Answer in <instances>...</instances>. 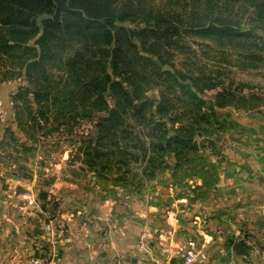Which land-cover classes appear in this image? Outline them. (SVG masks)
Instances as JSON below:
<instances>
[{
  "label": "rangeland",
  "instance_id": "obj_1",
  "mask_svg": "<svg viewBox=\"0 0 264 264\" xmlns=\"http://www.w3.org/2000/svg\"><path fill=\"white\" fill-rule=\"evenodd\" d=\"M147 1L163 7L177 3L179 8H192L196 0H173L171 5L167 2L170 0ZM200 4H207L214 13L222 12L240 26L254 29L264 38V14L258 12L259 9L245 5L241 0H198V6ZM191 40L187 43L189 47H186L184 54L175 55L172 63L176 68L173 67V72H188L191 67L196 70L199 68L218 78L227 90H234L239 97L244 96L245 99L238 104L217 107L216 114L221 123L213 126L200 125L202 130L206 129L203 132L208 136L206 140L202 141V137L196 135L194 138L198 142L195 145H180L177 151L181 152V165H176L178 158L176 159L175 152L170 149L153 150L150 146V142L157 140V136L161 134L153 129L155 124L167 121L166 128L171 133L182 124L187 126L190 122L188 117L180 116L184 108L171 110L166 117L157 112L152 113L156 107L153 106V101L158 103L164 100V96L173 97V93H168V85L163 84L165 78L173 80L171 76L164 74L162 78H158L153 75V83L146 86L145 93L150 98L148 101L152 102L151 106L139 114L138 121L125 118L124 127L133 132L128 140L134 139L136 135L140 144H143V140L146 152L140 146L130 147L131 143L136 142L134 140H130L127 147L122 138L118 149L112 143L113 140L108 137L100 138L94 121L91 117H85L84 110L86 106H90L89 101L79 104L75 100L80 106L73 112V108L69 111L72 101L63 96L62 102L58 104L66 108L64 116L48 113V119L40 116L36 121L32 119L30 111L36 112L40 108L34 94L38 88L41 89V83L36 85L24 76L11 77L20 69L14 67L12 58L0 54V169L4 171L0 176L6 181L5 189L11 196L29 188L38 193L42 210L27 208L22 212L40 216L39 230L43 238L46 237L43 225L52 215L57 214L61 196L64 197L65 194L70 198L75 197L83 204L99 189L102 190V197L109 195L113 200L129 195V207L132 210L141 207L147 213V219H151L153 215L156 217L155 221L159 225H154L155 229L162 225L164 231L171 230L175 219L181 222L184 230L194 228L196 248L205 240L211 241L214 247H219L226 245L230 238L234 239L233 229L228 232L218 230L223 223L230 224L229 221L219 219L212 226L209 223L210 217L206 216L199 205L209 203L215 206L220 197L228 192L227 188L233 186L234 183L228 185L231 179L226 178L223 171H236L237 161L234 155L237 152H264V50L240 47L226 41L219 43L197 38ZM49 71L54 74L50 77L54 84L63 75L61 70ZM62 90L64 91L63 88ZM218 90L205 91L201 94L203 100L206 103L215 102ZM20 92L23 93L20 95ZM16 95L20 97L15 101L13 97ZM40 100L41 106L46 108L55 105L54 95H50L48 100L45 97ZM113 104L114 101L110 99L109 106ZM106 113V110L98 111L97 117ZM73 115L75 118H72ZM168 116H179L176 117L178 122H169ZM191 127L189 130L195 131L196 125ZM119 132L122 136L126 134ZM96 142L101 154L99 158L92 148ZM231 154L234 157H230ZM212 160H216V163H212ZM101 170L106 174H101ZM18 179L21 182H16ZM93 180L100 182L98 189H94ZM88 182L90 185H86ZM61 186L69 192L60 193L58 188ZM191 196H195V199ZM195 208L197 211L190 215L189 212ZM169 224L171 225L168 226ZM211 244L208 245L209 250L214 248ZM217 257L219 264L238 260L233 254H228L229 262L224 263L225 254L220 253ZM242 260L243 264L252 263L248 258Z\"/></svg>",
  "mask_w": 264,
  "mask_h": 264
},
{
  "label": "trees",
  "instance_id": "obj_2",
  "mask_svg": "<svg viewBox=\"0 0 264 264\" xmlns=\"http://www.w3.org/2000/svg\"><path fill=\"white\" fill-rule=\"evenodd\" d=\"M172 1L167 2L171 5ZM241 1L264 14V0ZM173 5L163 7L147 0H0V54L12 58L14 67L20 69L11 77L24 76L36 85L41 83L42 90L38 88L34 94L40 108L30 111L32 119L36 121L39 116L48 119L51 114L64 116L66 108L58 104L63 96L72 101L69 111L73 108V112L79 104L89 101L85 117L94 121L100 138L113 140L118 149L121 138L127 147L134 140L129 146H140L146 152L143 140L140 144L136 135L128 140L133 132L124 127L125 118L139 120V114L152 103L145 95L146 86L153 83L151 77L162 78L165 74L173 80L165 78L163 84L174 95L164 96L158 103L153 101L156 107L152 113L166 117L171 110L184 108L180 116L188 117L190 122L171 133L167 131V121L155 124L153 129L161 134L150 146L153 150L175 152L176 165H181V152L177 151L180 145H195L196 135L206 140L208 136L203 133L206 129L202 130L200 125L220 124L217 107L238 104L245 98L227 90L218 78L199 68L173 72L175 55L184 54L192 38L262 50L264 38L222 12L214 13L207 4L198 6V0L192 8ZM42 14H50L52 18L43 20L40 27L37 18ZM49 69L63 71L55 84L50 80L54 74ZM208 90H218L215 102L203 100L201 94ZM50 95H54L55 105L41 106L40 98L48 100ZM18 97L13 99L16 101ZM110 99L113 106H109ZM104 110L108 113L97 117L98 111ZM176 117L179 118L168 116V121L178 122ZM192 125H196L195 131L189 130ZM119 131L126 132L125 136ZM97 146L96 142L92 148L99 158Z\"/></svg>",
  "mask_w": 264,
  "mask_h": 264
},
{
  "label": "crops",
  "instance_id": "obj_3",
  "mask_svg": "<svg viewBox=\"0 0 264 264\" xmlns=\"http://www.w3.org/2000/svg\"><path fill=\"white\" fill-rule=\"evenodd\" d=\"M234 156L236 171H223L226 178L231 179L228 185L234 183L233 186L227 188L228 192L220 197L215 206L207 203L208 207H199L210 217L212 226L219 219L230 222L223 223L218 228L220 232L233 229L234 237L243 233L256 236L264 242V152H237ZM212 163H216V160H212ZM2 172L0 169V175ZM5 182L0 176V264H33L30 256L47 249L48 239L41 236L40 216L22 212V202L17 199L15 192L14 196L8 194ZM16 182L21 181L18 179ZM99 183L93 180L94 189H98ZM86 185H90L89 182ZM58 189L60 193L69 192L62 186ZM101 191L98 189L83 204L75 197L70 198L65 194L60 197L57 214L50 217L63 228L64 240L58 247L59 264H111L118 257L134 261L144 259L157 264H182L190 250L198 252L192 264H219L217 255L220 253L226 257L223 263L229 262L228 254L237 256L238 260L233 261L238 264H243L242 258L250 259V264L257 263L251 256L237 255L229 243L214 247L211 241L205 240L196 248L194 228L184 230L181 222L175 219L176 222L171 223L174 227L168 225H171V230L164 231L162 225L155 229L159 225L155 221L156 217L153 215L154 218L147 219V213L141 207L132 210L129 207V195L113 200L109 195L102 197ZM191 211L190 215L197 209ZM142 234L154 246V256L151 258L137 250V241ZM163 240H168L173 251L179 254L164 253L161 247ZM209 243L214 247L211 250L208 248Z\"/></svg>",
  "mask_w": 264,
  "mask_h": 264
},
{
  "label": "built area",
  "instance_id": "obj_4",
  "mask_svg": "<svg viewBox=\"0 0 264 264\" xmlns=\"http://www.w3.org/2000/svg\"><path fill=\"white\" fill-rule=\"evenodd\" d=\"M17 199H19L23 204L21 206L22 209L27 208H35L38 211H41V206L39 203L38 193L32 189H25L16 193ZM43 230L46 235V239L48 248L42 250L39 254H33L30 256V262L33 264H59L60 254H59V246L63 242V228H61L55 221V219L51 218L43 225ZM234 241H240L244 245V247L249 252L250 256L257 260L255 264H264V242H262L258 237L252 236L249 234L238 233L236 237L233 239ZM137 250L138 252L147 255L149 258L154 256V246L148 238L142 234L139 236L137 241ZM162 251L164 253L179 254L178 251H173L172 245L169 244L168 240H163V244L161 245ZM198 252L193 250L188 251V253L184 256L182 264H192L195 262ZM173 256V255H172ZM171 260V259H170ZM111 264H157L150 262L149 260H137L134 261L131 258L127 257H118ZM159 264V263H158ZM229 264H238L235 261H231Z\"/></svg>",
  "mask_w": 264,
  "mask_h": 264
},
{
  "label": "water",
  "instance_id": "obj_5",
  "mask_svg": "<svg viewBox=\"0 0 264 264\" xmlns=\"http://www.w3.org/2000/svg\"><path fill=\"white\" fill-rule=\"evenodd\" d=\"M52 16L50 14H42L37 18L38 24L40 27H43L42 21L45 19H50ZM0 104H2L0 102ZM229 244H231L232 250L237 254V255H244L249 257L250 254L247 251V249L244 247L242 242L240 241H234L232 238L229 239L228 241Z\"/></svg>",
  "mask_w": 264,
  "mask_h": 264
}]
</instances>
